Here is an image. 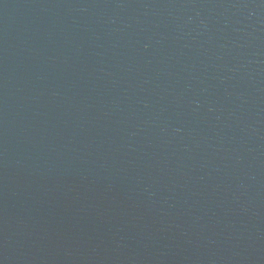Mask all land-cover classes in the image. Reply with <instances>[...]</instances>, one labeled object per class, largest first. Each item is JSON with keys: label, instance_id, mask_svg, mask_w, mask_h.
<instances>
[{"label": "water", "instance_id": "obj_1", "mask_svg": "<svg viewBox=\"0 0 264 264\" xmlns=\"http://www.w3.org/2000/svg\"><path fill=\"white\" fill-rule=\"evenodd\" d=\"M0 264H264V0H0Z\"/></svg>", "mask_w": 264, "mask_h": 264}]
</instances>
